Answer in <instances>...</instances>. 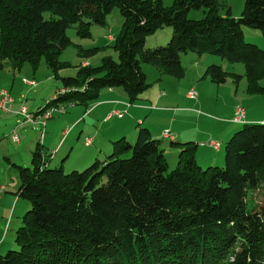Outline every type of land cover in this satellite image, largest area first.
Instances as JSON below:
<instances>
[{
	"label": "trees",
	"instance_id": "16d2710c",
	"mask_svg": "<svg viewBox=\"0 0 264 264\" xmlns=\"http://www.w3.org/2000/svg\"><path fill=\"white\" fill-rule=\"evenodd\" d=\"M244 1L237 18L231 9L221 15L218 0H175L170 7L163 0H0V72L19 73L26 64L37 70L44 59L67 91L43 112L88 108L107 89L134 103L150 88L142 64L182 80L181 54H208L245 67L242 76L209 66L213 84L232 79L238 87L245 77L247 94L259 96L264 49L245 42L243 28L264 36V0ZM115 8L124 19L113 39L118 61L106 58L97 67L82 65L76 77H60L67 64L59 56L72 45L67 30L77 26L90 38L92 26H105ZM201 9L203 19H189ZM164 28L173 30L168 44L145 49ZM169 141L180 149L174 168L163 142L138 126L135 142L118 139L104 159L70 173L63 164L50 166L39 143L33 169L16 166V194L31 210L17 230V249L0 255V264H264V204L250 196L264 191V122L244 124L226 142L222 167L201 164L194 142Z\"/></svg>",
	"mask_w": 264,
	"mask_h": 264
},
{
	"label": "rangeland",
	"instance_id": "374dc122",
	"mask_svg": "<svg viewBox=\"0 0 264 264\" xmlns=\"http://www.w3.org/2000/svg\"><path fill=\"white\" fill-rule=\"evenodd\" d=\"M175 0H163V4L165 7H170L174 4ZM219 3V12L221 15H225L228 9H231L232 15L234 17H240L242 11L244 9V0H218ZM205 10H191L189 12V19L190 20H201L205 17ZM124 19L120 14L118 8H115L106 19L105 26H98L93 25L91 28V37L90 38H82L77 32V26L73 28H69L66 32L68 39L72 42V45L68 47L62 54L59 56V61L63 64H67V66L59 72L60 77H76L78 75L79 68L82 66V63L88 62V65L93 67L100 66L104 59L112 58L115 61H118V53L114 48V41L110 40L109 38H116L118 34L121 32L123 26ZM244 35H245V42L249 44H254L259 46L260 48L264 49V36L260 31L253 30L250 28H243ZM173 30L171 28H164L158 30L155 34L149 36L146 40L145 49L153 50L158 47H164L168 44L170 37L172 36ZM210 57L202 61L203 57ZM181 57H184L181 54ZM202 57L199 61H202L200 64L196 65H184L186 69V76L182 80H177L167 74H160L155 66L152 64H142L143 72L147 75V82L150 85L149 90L147 93L145 92L140 96L139 99H144L149 95V93L154 92V95L160 97V101L162 98L165 100L162 102L163 105L169 106V108L174 109L175 114L180 113L187 108L188 110H193V104L202 103V107L199 108L198 112L203 114V116L209 117L208 119L212 121L213 124L220 126V128H229L232 124H230V119L236 117V112L239 108L242 109H249L251 108L254 113H259L260 104L264 106V93L259 96H249L247 94L248 88V81L244 77L240 81L238 87L229 79L226 84L223 85H216L212 84L209 79V76L206 75L208 65L213 61H218L219 63L223 62V68L225 70H231V72H237V74H241L244 76L245 74V67L243 64L235 63L231 64L225 60L220 59L219 57L211 56L208 54L199 56ZM233 67L237 68L235 70ZM5 74L6 84H8V88L11 89V78L14 77V80L17 79L18 83H21L24 80L28 81H35L37 83V87L35 88H28V92H26V97L29 101H25L27 105L35 104H43L47 101L50 95L56 93L57 86L61 84V80L54 74L51 69H49L48 65L46 64L45 60L40 63V66L37 70H34L31 65L26 64L21 72H9V70L0 72V75ZM10 79V80H9ZM1 80V78H0ZM264 82V81H263ZM262 82V85H263ZM62 86V84H61ZM264 86V85H263ZM25 87V86H23ZM62 89V87H61ZM190 91H194L197 94V100H187L186 97ZM60 93V92H58ZM207 99V100H206ZM140 101V100H139ZM196 101V102H195ZM146 105L148 103L144 102ZM151 104V103H150ZM25 105V104H24ZM26 106V105H25ZM67 107V106H66ZM72 106L67 107V110L71 109ZM261 110V109H260ZM70 112V111H69ZM68 112V113H69ZM198 112H195L196 115L195 119L187 120L182 122V119H179L178 123L175 125L177 130H181L184 127L187 131H192L197 127V115ZM199 114V113H198ZM157 114H152L150 120H153ZM162 115V114H159ZM69 115H66V118ZM60 115H55L57 119H64ZM65 118V119H66ZM146 118V115L144 116ZM148 119V117H147ZM116 121V120H115ZM151 122V121H150ZM264 122V121H263ZM261 122V123H263ZM10 127L9 132H14L15 128L18 127V124L15 123L14 120H11L7 123ZM201 124L204 126L205 123L201 121ZM64 128L65 125H63ZM90 127V124L87 125ZM239 127V126H238ZM205 128V127H204ZM243 125H241L238 129H236L232 136L242 130ZM26 133L21 135V141L23 143L18 145L8 139L9 147H6L2 144L0 148V184H5L10 186L12 189L14 184H17L13 181L16 176L19 175L17 168L11 169L9 163L6 159L2 156H10L16 160L18 166L23 168H30L32 167V154L35 151L36 147L38 146V141L40 142V132L31 129V127L27 126L23 128ZM227 131L224 130L221 134H226ZM20 134V132H18ZM175 135V134H174ZM231 136V137H232ZM230 137V138H231ZM20 138V137H19ZM171 139V138H170ZM173 139V138H172ZM136 138L127 139V141L135 142ZM215 140L220 141V137H215ZM216 142V141H211ZM33 143V144H32ZM219 143V142H218ZM41 144V142H40ZM32 145V146H31ZM223 148L219 154L214 153L213 157L216 159H221L220 161H214L211 163L213 167H222L224 166L225 161V142L222 143ZM29 146H31L30 149ZM165 148V156L169 162L171 168H174L178 163V152L180 150L178 146L171 145L169 142H164ZM178 153V154H177ZM2 154V155H1ZM220 157V158H219ZM208 158H206L205 163H208ZM61 160V157H60ZM59 160V162H60ZM59 162L56 165L57 168L60 167ZM93 163V162H92ZM91 163V165H92ZM202 164V163H201ZM90 165V166H91ZM88 165V167H90ZM55 167V166H53ZM87 166L82 167L78 170H67L66 173H70L72 171H80L83 172L87 168ZM20 181V180H19ZM12 194L11 192H8ZM14 198H17L15 195L12 194ZM253 202L258 205L264 204V191L259 190L255 192H251L250 194ZM24 203H26L31 210V206L29 202L26 200L21 199ZM250 200V199H249ZM28 209L26 212H20L19 208L14 207L11 211V216L7 219L5 224H8L13 221V225H10L9 231L8 226L6 227V231L4 232V240L5 244L0 248V255H5L9 251H14L17 249L15 239L16 233L18 228L21 226L22 219L24 215L29 211ZM20 214V215H17ZM10 244V248L6 249V245ZM3 249L5 251H3Z\"/></svg>",
	"mask_w": 264,
	"mask_h": 264
},
{
	"label": "crops",
	"instance_id": "0c3cea01",
	"mask_svg": "<svg viewBox=\"0 0 264 264\" xmlns=\"http://www.w3.org/2000/svg\"><path fill=\"white\" fill-rule=\"evenodd\" d=\"M201 58L202 57H199V55L195 53L184 54V57H182L183 66H189L191 64L196 65L198 63L200 64L203 60L210 57L205 56L202 58V61H199ZM87 64L89 63H82L83 66H86ZM214 64L223 66V62L219 63L218 61L213 60L208 67ZM233 68L237 70V68ZM226 71L237 74V72H231V70ZM0 78V89L9 91L15 100V104L12 107L13 113L8 114L0 112V148L2 144L9 147L8 139L10 138L11 141L14 142L12 137L15 134L20 137L19 142L16 144L21 145L23 143V141L20 140L21 135L26 133L25 130H22L23 128L30 126L31 129L38 132H40V130L30 124L21 125L20 123L22 121V117L16 112L22 105L25 104L29 112L38 113L47 105L51 98H54L58 94V91L62 87V82L57 86L56 93L50 95L45 103H41L39 105L31 104L29 106L27 103H24L26 100L29 101L25 93L28 92L26 91L28 88L33 87L26 85L24 81L22 82L23 85H21V83H18L17 79L14 80L13 77L11 78L10 83L11 89H9L7 87L8 84H6V75L2 74L0 75ZM186 99L190 100L188 97H186ZM139 100L131 103L127 95L122 90L107 89L102 92L99 100L88 108L83 106H72L71 109H69L70 112L67 110L66 114L60 115L65 116L62 117L64 119L54 118L51 120L47 125L46 138L43 143V148L46 150L47 157L51 156L49 160L50 166L56 167L60 157L61 160L59 165L63 164L65 170L80 169L84 166L86 167L90 165L96 159H104L106 155L111 152L114 141L121 138L135 139L138 132V126L148 128L156 139L163 142L162 145L164 150V142L167 141L169 144H171V142L163 139L162 133L165 130H170L173 135L175 134V141L181 143L194 142L197 145L198 161L205 163L206 158H208V163H214V161H220L221 159L214 158L213 154H219L223 148L222 143L225 142L226 144L233 132L239 127L241 128V125H244L236 123L233 119H230V124L232 125L229 128H220V126L213 124L212 121L208 119L209 117L203 116V114L198 112L199 108L205 107H202V103L193 104L192 111L185 107L183 108L185 110L175 114L172 112L174 109L162 104L165 99L162 98V101H160V97L154 95V92L149 93L147 97ZM144 102L148 104L146 105ZM245 110V124H260L264 121L263 104H260L259 113H254L251 108ZM114 111L122 112L124 114L123 117L119 118L117 116H113L108 119L109 115ZM195 112L199 113H197V115H199L200 120L205 123L204 126L201 124V121H199V117H197V127L192 131H187L184 127H182L181 130H177L175 128V125L178 123L179 119H182V117H184L182 122L195 119L196 115H193L196 114ZM67 114L69 116L66 118ZM152 114L157 115L153 120H150ZM145 115L146 118H144ZM11 120H14L15 123L18 124V127L15 128L13 133L9 132L10 127L7 124ZM88 124H90V127H87ZM63 125H65L66 128H64ZM224 130H226L227 133L222 135L221 132ZM18 132H20V134H18ZM215 137H220L221 140H215ZM86 138L93 139V143L89 147L85 145ZM211 141L219 142L221 144V148L219 150H215L213 147L209 146ZM37 143L39 144L40 142L38 141ZM31 146H29L28 149H30ZM178 151L180 150H177V152ZM2 156L9 163L11 169L15 170L16 166H18L16 160L10 156ZM17 171L19 173L18 169ZM19 180L20 175L16 176L13 180L15 183L17 181V184H14L12 189L9 184L8 186L0 184V248L5 244L3 241L6 240L2 231L7 232L6 227L8 224H5L4 222H6L11 216L12 209L16 207L20 209V212L22 211L24 213L27 209H29L28 205L21 200L22 198L16 196L21 183ZM8 192H11L17 198H14V196ZM10 225H13V221L9 223L8 231ZM8 248H10V244L6 245L5 250ZM5 250L3 249V251Z\"/></svg>",
	"mask_w": 264,
	"mask_h": 264
},
{
	"label": "built area",
	"instance_id": "2783aa9c",
	"mask_svg": "<svg viewBox=\"0 0 264 264\" xmlns=\"http://www.w3.org/2000/svg\"><path fill=\"white\" fill-rule=\"evenodd\" d=\"M111 39V38H109ZM26 85L31 87H36L37 83L35 81H28L24 80ZM67 90L60 89L58 92H65ZM189 99L197 100V94L194 91H190L187 95ZM15 104L14 98L11 96L10 92L4 89H0V112L11 114L13 113L12 107ZM18 115L22 117L21 125L30 124L40 130V142L43 145L44 140L46 138V128L48 123L55 118V115H64L67 113V108L65 105H55L54 112H43L38 113H29L26 106L22 105L20 109L16 112ZM122 112L114 111L108 117V119L112 118L113 116H117L119 118L123 117ZM236 123L245 124L246 123V110L239 108L236 112V117L233 120ZM67 133V132H66ZM162 138L165 140H169V138H174V135L171 133L170 130H165L162 133ZM12 140L15 143L19 142V136L14 135ZM93 143L92 138H86L85 145L87 147L91 146ZM209 146L213 147L215 150H219L221 148V144L218 142H210ZM54 154V153H53Z\"/></svg>",
	"mask_w": 264,
	"mask_h": 264
},
{
	"label": "bare ground",
	"instance_id": "6f19581e",
	"mask_svg": "<svg viewBox=\"0 0 264 264\" xmlns=\"http://www.w3.org/2000/svg\"><path fill=\"white\" fill-rule=\"evenodd\" d=\"M110 40H113V38H111ZM37 86V85H36ZM35 88V87H33ZM66 92V91H65ZM65 92H60L59 94L63 95ZM58 94V95H59ZM66 107V106H65ZM67 108V107H66ZM46 112H54L55 111V106L52 107H48L47 109H45ZM29 112V111H28ZM30 113V112H29ZM53 154V153H52Z\"/></svg>",
	"mask_w": 264,
	"mask_h": 264
}]
</instances>
